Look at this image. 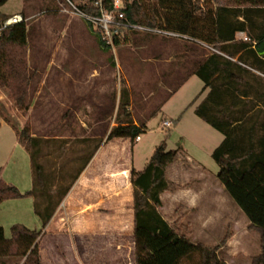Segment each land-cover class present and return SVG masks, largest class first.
Instances as JSON below:
<instances>
[{
	"label": "rangeland",
	"instance_id": "rangeland-1",
	"mask_svg": "<svg viewBox=\"0 0 264 264\" xmlns=\"http://www.w3.org/2000/svg\"><path fill=\"white\" fill-rule=\"evenodd\" d=\"M186 1L191 7V1ZM94 2L7 0L2 7L3 15L18 13L28 23L26 60L31 101L29 110L23 111L10 89L0 86V169H6V175L10 173L14 179L5 181L23 193L33 187L30 156L16 138L25 127L32 136L49 139L41 159L47 167L66 163L73 171L78 163L69 161L76 153H85L101 139L110 143L106 137L119 119L122 95L128 90L132 116L145 124V131L133 143L128 138H115L105 157L115 160L114 169L132 162L141 171L162 142L168 150H177L176 160L166 170L165 217L174 222L179 233L191 234L195 242L216 245L229 234L231 245H227L229 240L222 245L221 257L230 263H250L261 250L259 236L255 232L244 238L248 234L245 215L228 195L216 190L219 167L212 153L223 135L195 112L205 98L204 83L190 71L198 54L205 55L209 49L192 46L202 43L188 37L128 30L118 34L119 46L105 50L98 40L100 33L104 35L101 27L91 22L90 28L89 16L80 10V6ZM105 38L112 44L113 36ZM184 47L194 50L193 56ZM165 121H171V126H165ZM83 138L91 141L79 142ZM219 224H230L222 230V238ZM14 225L42 229L31 196L0 204V226L7 238L12 237ZM38 246L41 264H86L74 242L73 229L59 227L58 218L43 229ZM98 248L97 264H132L128 246L119 254L103 250L101 244ZM6 262L24 264L25 258L9 257Z\"/></svg>",
	"mask_w": 264,
	"mask_h": 264
},
{
	"label": "trees",
	"instance_id": "trees-1",
	"mask_svg": "<svg viewBox=\"0 0 264 264\" xmlns=\"http://www.w3.org/2000/svg\"><path fill=\"white\" fill-rule=\"evenodd\" d=\"M121 1L124 6L119 12L124 17L112 29V44L98 35L103 49L119 46V33L139 30L130 25L187 36L209 49L191 72L203 81V91L209 89L195 112L223 135L212 153L219 167L217 178L248 219L249 229L259 235L261 250L251 257L250 264H264V0H190L191 7L186 0ZM6 2L0 0V86L9 88L17 107L27 111L31 105L28 23L22 20L3 27L11 17L2 14ZM114 2L95 0L96 4L80 6V10L97 16L102 9L116 11ZM87 23L91 28V21ZM238 32L245 33L247 40L237 39ZM119 110V119L106 140L128 138L133 143L145 131V124L134 122L128 90L123 92ZM18 140L30 156L33 187L23 193L0 176V204L7 199L33 197L42 229L14 225L12 237L7 238L0 226V264L16 256L24 257V264H41L38 241L43 229L105 140L87 147L85 153H76L69 161L78 163L73 171L66 163L47 167L41 159L49 139L32 136L29 127L23 128ZM177 156V150H168L162 142L143 170H131L135 264H229L220 255L229 234L214 246L195 242L188 234L179 233L160 210L161 194L169 189L166 170Z\"/></svg>",
	"mask_w": 264,
	"mask_h": 264
},
{
	"label": "crops",
	"instance_id": "crops-1",
	"mask_svg": "<svg viewBox=\"0 0 264 264\" xmlns=\"http://www.w3.org/2000/svg\"><path fill=\"white\" fill-rule=\"evenodd\" d=\"M236 38L240 40H246L245 38L247 37L245 33L238 32L236 34ZM191 45L194 47L199 46L200 49H204L203 44ZM177 49L180 50L179 47ZM184 49H186L187 54H190L191 56H193V54L195 53L192 49L186 47H184ZM208 53L202 56L198 54V59L195 61L193 60V66L190 72L193 71L196 63L202 62L207 57ZM203 92L205 93L206 97L209 89H206ZM134 122L136 124L139 123L135 119ZM16 138L18 140L17 133ZM109 142V144L103 143L97 150L87 167L79 175L78 179L75 181L67 195L64 197L46 229L52 226L56 218H58L59 227H63L64 229H73L74 242L77 248L80 250L83 260L86 261V264H97L96 254L98 252V247L100 244L102 245L103 250L108 251L111 254H119L121 253V251H123V249L126 248V246H128L130 252L132 253V264H135L134 190L131 183V170L134 167L132 166V162L130 165H127L125 164V162H123L120 166L114 169L115 167L113 163H115V160L113 158H110V156L105 157V153L110 150L107 149L110 147V144H113L114 146V143L116 142L115 138ZM119 142L120 141H118L117 144ZM121 142L123 145V141ZM100 165H102L103 167H101V170H98V166ZM122 172H124L125 174L122 175ZM6 174L7 170L2 169L0 173L1 178L4 179V181L6 178H9L6 180L12 182V180L14 179H12L11 174ZM31 180L33 183L32 178ZM220 184H218V186H216L217 184H214L216 186V190L219 191L220 195L222 192L224 193V195H228L224 187L222 189V184ZM165 193L166 191L161 194V211L163 209V195ZM241 213L243 212L241 211ZM166 220L171 224L174 223L170 222L167 218ZM229 226L230 224H223V226L219 224V227L222 228L220 229V238L224 237V234H221L222 230L226 231L227 229H229ZM207 228L209 230V225ZM206 230H204V233H207L211 238L212 233L206 232ZM237 232L238 230L236 228L234 237H236ZM246 233H248L249 235L245 234L244 238L249 237L250 235H252V233H255V231L249 229V221L247 222ZM190 235L191 234H188L189 237ZM215 244L218 245L217 243ZM227 245H231V239L228 241ZM222 249L223 247H221L220 249V255ZM119 259V261H121V257H119ZM228 263L235 264L233 262Z\"/></svg>",
	"mask_w": 264,
	"mask_h": 264
},
{
	"label": "built area",
	"instance_id": "built-area-1",
	"mask_svg": "<svg viewBox=\"0 0 264 264\" xmlns=\"http://www.w3.org/2000/svg\"><path fill=\"white\" fill-rule=\"evenodd\" d=\"M114 6H115L116 11H107V10L102 9L100 15L89 16V20L95 24H98L101 27L102 32L104 33V36H107V37H110V36L112 37V34H113L112 29L114 28V26L117 23H121L120 20H122L124 17L123 13L119 12V10L121 8H123V6H124L123 2L121 0H115ZM22 20H23L22 15H20V14L12 15L10 18H8L4 22L3 27H7L11 24L20 22ZM130 26L138 28L139 30H144V31H148V32H159L162 34H170V35H175V36L187 38V36H183V35L173 33L170 31H165V30H160V29H152V28H146V27H139V26H134V25H130ZM245 39L247 40V38H245ZM171 124H172L171 121H165L164 122V125L167 127H170ZM138 140H140V136H138L136 138V141H138Z\"/></svg>",
	"mask_w": 264,
	"mask_h": 264
}]
</instances>
